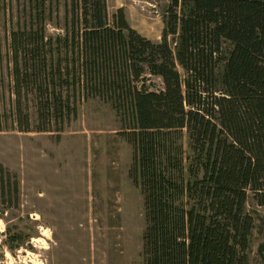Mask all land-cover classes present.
I'll return each mask as SVG.
<instances>
[{"label":"trees","instance_id":"1","mask_svg":"<svg viewBox=\"0 0 264 264\" xmlns=\"http://www.w3.org/2000/svg\"><path fill=\"white\" fill-rule=\"evenodd\" d=\"M23 1L28 20L7 39L15 129L61 133L82 102L105 103L132 150L141 264H249L248 206L264 207V0H167L157 42L122 8L109 19L106 0H63L49 36L59 0Z\"/></svg>","mask_w":264,"mask_h":264},{"label":"rangeland","instance_id":"2","mask_svg":"<svg viewBox=\"0 0 264 264\" xmlns=\"http://www.w3.org/2000/svg\"><path fill=\"white\" fill-rule=\"evenodd\" d=\"M62 1L58 11L46 8L49 36L61 33ZM106 5L109 19L122 8L131 28L159 41L167 0ZM28 12L23 0H0V264H141L143 200L128 177L132 150L110 106L82 102L61 133L15 129L7 39ZM28 114L34 128L35 109ZM7 171L19 183L16 203ZM248 209L255 224L249 264H264V207ZM8 235L20 240L11 243Z\"/></svg>","mask_w":264,"mask_h":264}]
</instances>
